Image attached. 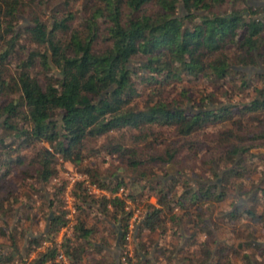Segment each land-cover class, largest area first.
Here are the masks:
<instances>
[{
	"label": "trees",
	"instance_id": "obj_1",
	"mask_svg": "<svg viewBox=\"0 0 264 264\" xmlns=\"http://www.w3.org/2000/svg\"><path fill=\"white\" fill-rule=\"evenodd\" d=\"M48 1L64 10L82 1L81 22L74 24L75 15L54 8L48 26L49 22L41 20L42 4L37 0H0V222L4 219L0 236L13 240L5 219L22 222L29 219L23 211H33L28 204L15 213L18 200L11 193V179L47 184L57 174L58 155L78 168L91 185L108 193L91 196L85 181L75 184L73 195L79 204L72 244L65 240L62 246L74 264H157L159 257L172 262L171 253L184 254L186 246L198 244L201 234L205 240L198 245V255L189 254L184 264H230L228 254L238 252L227 242L212 250L214 240L207 222L211 220L206 216L211 205L225 202L232 194L237 200L247 196L246 205L220 220L246 217L252 225L264 228V188L251 194L245 190V181L254 171L253 160L264 164V155L253 154L244 145L248 139L264 145V87L255 86L257 81L264 86V5L256 8L247 0H231V10L223 13L218 8L226 0ZM180 6L183 16L178 15ZM20 17L29 25L18 27ZM133 61L136 64L131 65ZM258 63L263 73L250 78L237 70H259ZM185 79L202 80L210 86L229 81L234 88L238 82V95L252 90L258 96L219 106L212 94L201 98L197 107L193 103L191 108L182 107L175 101L169 104L162 96L164 90ZM139 86L144 92H138ZM139 97L142 107L136 102ZM254 122L256 132L250 133V138L243 136L244 124ZM217 123L229 124V128L208 131ZM121 131H134L130 138L135 144L153 139L147 148L151 154L112 143L109 135ZM101 139L106 141L101 149L90 148ZM102 150L124 159L136 179L106 180L99 177L97 169L82 166L89 154ZM202 156V164L209 165L207 171L219 178V184L190 177ZM167 165L177 168L178 176L166 183L157 181L152 167ZM125 186L128 193L115 196ZM146 187L155 194L156 206L144 204L137 238L144 232L162 235L169 219L179 230V238L185 239L179 248L174 244L157 247L154 263L142 259L137 251L134 262L126 258L123 263L132 217L126 210L127 201L139 205ZM178 187L183 190L180 195ZM46 205L53 211L48 218L50 236L66 222L63 213L56 214L55 200ZM108 222L121 226L118 262L102 237L103 224ZM108 233L116 237L110 228ZM48 236L29 238L26 253ZM13 243L9 252L0 251V264L24 263ZM139 246L147 256L144 245ZM238 248L255 249L264 260V248L256 243H240ZM57 252V248H47L28 264H55ZM254 258L241 256L243 262L262 264Z\"/></svg>",
	"mask_w": 264,
	"mask_h": 264
},
{
	"label": "rangeland",
	"instance_id": "obj_2",
	"mask_svg": "<svg viewBox=\"0 0 264 264\" xmlns=\"http://www.w3.org/2000/svg\"><path fill=\"white\" fill-rule=\"evenodd\" d=\"M248 4L252 7L259 8L263 5V1L261 0H247ZM38 3H41L42 6L40 8L41 13V20L48 23L50 25L52 21V17L55 15L53 11L54 8H59V12H69L76 16L74 24H78L81 22L82 16V1H79L73 4L68 10H64L62 5H59L55 1L49 3L48 0H37ZM232 8L231 0H226V3L219 7L218 10L220 12H229ZM58 13V12H57ZM60 14V15H61ZM179 16L185 15L183 11V7H179ZM57 16V14H56ZM29 22L26 18L20 17L18 22V27L28 26ZM136 64L134 61L131 63ZM56 71V70H55ZM248 75V78L254 76L255 73H258L256 69H246L244 71ZM229 80V79H228ZM236 88H234V84L232 82L226 81V83H221L216 86H210L206 82L202 80H183L180 83H173L170 86L166 87L163 92V98L169 103L176 102V105H180L182 107L191 108V103L197 107L200 103V99L205 97L208 94H212L215 98L216 105H225L230 103H242L247 102L258 94L256 91H249L245 92L241 95H238L237 86L238 82H236ZM257 88H263V84L260 81L255 83ZM138 92H144L143 87L139 86ZM147 92V91H146ZM144 94V93H143ZM186 96L185 98L183 96ZM143 96V95H142ZM141 96V97H142ZM139 97L136 99L139 107H142L143 99ZM188 100H191L188 101ZM209 105L208 103H204V106ZM247 126L243 131L242 135L246 136L247 138L252 137L250 133L256 132L255 128H258V125L254 122L251 126L249 124H244ZM229 124H221L217 123L214 126L210 127L208 131L210 132H218L224 129H228ZM135 134L134 131H121L117 133H111L109 139L112 138V143L120 144L123 148H136L142 153H148V143H152L153 139H149L147 143H133L132 139L130 138L131 135ZM161 142V139L159 140ZM110 143V142H109ZM106 144L104 139H101L94 144L91 145L90 148L94 149H101V147ZM154 144V143H153ZM163 144L161 143L160 146L157 148L161 150ZM244 145L250 147L251 152L253 154H262L264 155V145L262 141H253L252 139H248L244 141ZM44 146L49 147L47 144ZM50 149V148H49ZM155 153V152H154ZM147 155V154H146ZM240 157H238L239 159ZM249 159V158H248ZM55 169L56 175L52 178L47 184L43 185L33 180H28L21 182L20 179L17 177H13L10 181L11 186V193L17 197L18 202L15 205V213L21 210L24 206L30 204L33 206V211L27 212V210L23 211V215L28 214L29 219L16 222L13 218L5 219L8 227L11 231V235L13 236V240L15 241L16 247L21 251L22 256L24 257V263L28 264L34 258L37 257L38 254L43 253L47 248H58L64 252L63 244L65 240H70L72 244V234L73 228L76 221V205L78 203V199L73 195V190L75 188V184L77 182H84V185L87 188V192L91 194V196L100 197L103 195H108V193L104 191H100L95 185L90 184V179L84 176L82 173L79 172L78 168H74L72 164L69 162H64L58 155L55 156ZM204 160V156L201 157L199 161L196 162L195 168L197 169L196 172L190 173V177L198 176L201 177V180H207L211 184H219V178L213 177L212 174L207 171L209 170V165L202 164ZM124 159L118 155H109L106 151L102 150L97 155L89 154L88 157L83 161V167L87 166L89 168H94L98 170L99 177L105 178L106 180H115L118 178H126L128 181H133L136 179V175L134 172H131L129 169L126 168ZM250 161V160H249ZM251 162V161H250ZM253 168L254 171L250 175V177L245 181V190L247 192L253 193V191L261 190L264 188V164L260 160H253ZM152 170L156 172V180L161 182H168L173 177L178 176V170L174 166L167 165V166H158L152 167ZM218 174H221V171H216ZM185 174V173H183ZM186 175V174H185ZM193 178V177H192ZM143 184V183H142ZM141 184V185H142ZM124 197L128 193L127 186L122 187ZM150 187H146L143 190V196L141 197V203L139 205H135L130 201H127L126 210L128 212H132V217L129 220V232L126 237L125 243V251L123 252L122 262H125L126 258H131L132 262L135 261L134 251L138 252V255L142 257V259H146L152 261L154 263V253L157 247L166 248L170 244H174L178 246V248L182 245L185 236L179 238V230L175 227L174 224L171 223L169 219L166 222V230L165 232L160 235L159 232H154L151 234L143 233L137 238V227L139 223L143 220L145 216V209L146 207L144 204H152L156 206V197L152 190H149ZM177 194L180 195L183 190L181 188H177ZM261 192V191H259ZM259 196L261 193H258ZM4 195V194H3ZM51 199L55 200L56 207L58 210L55 211L56 214H64L65 219V226L58 230L56 233L48 236L47 235V228L49 225L48 218L53 215V211L49 209L46 205L48 201ZM248 203V197H242L239 200L233 197V194L230 196L228 200L220 204H213L207 209L208 216H206V220H211V223L208 222V231L212 234V239L214 242L210 243L212 250L219 245L220 243L224 242L232 246L238 254H228L230 264H249V262L242 261L241 256L243 254H249L251 256V260L254 259L259 260L262 264H264V260L259 256L260 252L256 251L255 249H247L242 250L238 248V244L240 243H256L260 247L264 248V228L261 226H254L252 225L246 217H243L241 220H236L233 222L225 221L220 217L226 213L231 212L232 210L240 207L242 205H246ZM241 211L244 208L241 207ZM59 211V212H58ZM177 213V211L175 212ZM169 218V217H168ZM4 222L2 218L1 222ZM2 225V224H1ZM103 232L102 237L107 239L108 244L110 245V252L118 262L120 257V247L119 243L117 245V231L121 232V226L117 222H108L103 224ZM109 228L112 229L116 237H111L108 233ZM182 235L186 234L182 232ZM191 234V231L188 232ZM39 236H48L49 238L45 241L40 242V246L35 249H32L28 254L26 253L28 247V240L31 237H39ZM11 237V236H10ZM137 239V240H136ZM13 240L11 238L2 237L0 236V251L9 252L10 248L14 246ZM205 240V236L203 234L197 237L196 245L189 247L186 246L188 251H185L184 254H177V252H173L170 255L172 256V262H168L164 260L162 257H159L157 264H181L185 263L184 258L186 256L198 255L199 252V244ZM50 244V245H48ZM140 244L144 245V249L147 253V256L144 257L142 251H140ZM192 252V253H191ZM181 262V263H180ZM15 264H21L18 261ZM156 264V263H155ZM251 264V263H250Z\"/></svg>",
	"mask_w": 264,
	"mask_h": 264
},
{
	"label": "built area",
	"instance_id": "obj_3",
	"mask_svg": "<svg viewBox=\"0 0 264 264\" xmlns=\"http://www.w3.org/2000/svg\"><path fill=\"white\" fill-rule=\"evenodd\" d=\"M122 194H123V188H120L118 190V192L115 193V196L121 197ZM105 196H108V195H105ZM129 223H130V221H129ZM48 245H50V244H48ZM57 250H58V252H57L55 259H54L55 264H74L72 262V260L60 250V247H58Z\"/></svg>",
	"mask_w": 264,
	"mask_h": 264
},
{
	"label": "water",
	"instance_id": "obj_4",
	"mask_svg": "<svg viewBox=\"0 0 264 264\" xmlns=\"http://www.w3.org/2000/svg\"><path fill=\"white\" fill-rule=\"evenodd\" d=\"M258 67H259V70H258V72L259 73H263V69H262V66L258 63ZM249 69H254V68H249ZM237 70H239V71H242V72H244V71H246V69H243V68H237ZM138 228V227H137ZM117 233V235H118V238H117V245H118V243H119V237H120V232H116Z\"/></svg>",
	"mask_w": 264,
	"mask_h": 264
},
{
	"label": "flooded vegetation",
	"instance_id": "obj_5",
	"mask_svg": "<svg viewBox=\"0 0 264 264\" xmlns=\"http://www.w3.org/2000/svg\"><path fill=\"white\" fill-rule=\"evenodd\" d=\"M261 1H263V0H261ZM247 3H248V1H247ZM263 5H264V1H263ZM263 5H261V6H263Z\"/></svg>",
	"mask_w": 264,
	"mask_h": 264
}]
</instances>
